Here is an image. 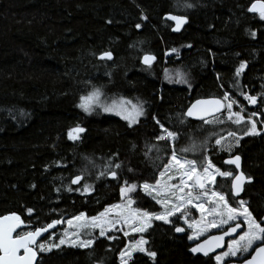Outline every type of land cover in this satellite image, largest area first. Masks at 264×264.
<instances>
[{"label": "trees", "instance_id": "trees-1", "mask_svg": "<svg viewBox=\"0 0 264 264\" xmlns=\"http://www.w3.org/2000/svg\"><path fill=\"white\" fill-rule=\"evenodd\" d=\"M254 2L0 0V217L20 215L24 231L80 214L96 217L121 201L125 180L139 186L157 180L171 152L170 143L157 141L160 125L177 133L175 148L182 156L179 148L187 146L193 130L202 128L209 136L215 129L186 117L194 101L223 100L227 94L247 106L245 96L263 93L264 21L247 11ZM167 14L189 19L181 34L171 32V24L163 20ZM173 49L177 54L165 63ZM105 52L113 54L112 62L99 60ZM147 54L158 57L153 67L141 65ZM241 64L246 67L237 76ZM169 69L186 82L169 80ZM96 89L108 97L142 101L148 118L130 128L117 117L85 113L79 107L82 97ZM77 126L85 131L70 140L68 133ZM235 155L243 158V172L253 179L239 200L261 222L264 134L243 139ZM228 157L216 152L211 161L235 174L224 166ZM102 171H116L117 178L101 176ZM77 175L93 184L92 192L81 194L72 186ZM230 183L218 178L214 189L234 206L239 200ZM136 201L141 210L160 211L141 194ZM176 227L155 222L145 235L155 261L141 253L130 264H216L212 258L192 256L189 231L178 237ZM126 245L125 237L100 238L89 249L39 253L37 264H120L119 252Z\"/></svg>", "mask_w": 264, "mask_h": 264}, {"label": "snow or ice", "instance_id": "snow-or-ice-1", "mask_svg": "<svg viewBox=\"0 0 264 264\" xmlns=\"http://www.w3.org/2000/svg\"><path fill=\"white\" fill-rule=\"evenodd\" d=\"M186 7H192L191 4H187ZM248 12L257 14L261 21H264V0H255L247 9ZM147 19V17H142ZM168 20L176 22V26L172 29L174 32L180 31L181 27L187 23V18L182 16L169 15L166 17ZM137 28L141 25L137 24ZM255 37L256 33H251ZM190 47V45H189ZM175 51V49H173ZM100 59H112L110 52L103 53ZM155 60L154 56L145 55L143 57V63L148 67H151L152 62ZM246 65L241 64L236 70V75L239 76L244 70ZM181 82H186L181 76ZM101 92L99 89L94 90L89 96L82 97V103L79 105L83 111L91 114L94 103L99 101ZM230 98L227 94L224 95L223 101H228ZM251 104H256L257 98L253 96H245ZM130 103L124 101L118 107L117 105L103 106L105 112H115L116 115L121 116L129 122V126L138 122V118L144 115V109L142 105H132V111L128 112L123 108V104ZM236 102L233 100L227 104H224L221 100H197L195 104L188 110V115L192 116L195 113L194 110L198 106L210 105L211 109H205L206 111L219 112L221 109H226L228 115L227 119L234 124L245 123L250 125L246 127L244 135H259L257 130V124L255 121L249 119L245 121L244 116L241 114L243 109L238 112L232 111L233 104ZM253 116L256 113H252ZM199 118L203 119V115ZM206 124H211L214 121L205 120ZM223 123V121H219ZM159 124V121H156ZM161 132L158 136L159 141L170 142L171 152L169 160L164 163L163 171L159 173V179L155 184L143 183L140 187L146 195L152 196V199L159 204L164 211L160 213H150L148 211H141L139 208H133L132 205L135 200L130 196L137 190L135 183L129 184L128 181H124V186L120 188V196L125 201L123 204L113 205L112 208L107 209L104 213H101L98 217H92L88 222V218L83 214L76 217V221H86L84 224H80L79 228L83 229L98 228L99 235L105 236L108 232H114L119 225V231L124 233V236H128L130 233H144L152 227L153 220H161L165 224L169 223V217L176 215L178 212L184 213V210L191 207L196 208L201 213V219L193 223H189L188 227L193 229L192 235L188 238L190 240H199L200 236L204 235L211 228H220L224 225L231 224L232 226L224 232L223 235L212 236L204 243L198 244L195 247H191L190 251L193 254L202 253L204 256H208L210 252L215 251L216 248L224 247L223 241L225 236H233L243 229L242 234L238 238L231 240L228 244V249L222 255H217L215 260L217 264H222L223 260L227 257H236L241 254L240 264H264V221L258 222L249 211L246 206L247 202L244 200L238 201V207H233L227 198V195L222 191H215L213 188L216 184V178L223 177L230 179V189L233 196H239L243 191L244 183H250V178L245 177L241 172L235 175L232 170L221 171L216 167L209 157L202 156L199 162L196 159H188L185 156L177 154L175 149V141L177 140V133L169 131L163 125H160ZM85 131L82 127H75L68 133L70 140H78L80 133ZM228 136L235 137V143L238 145L239 140L242 137H237L235 132H229ZM226 138H218L215 143L221 146V150L225 148L230 151L232 144L225 146L223 140ZM153 145L149 148V155ZM197 150L203 151V145H197L195 142L189 146L180 149L182 153L196 152ZM240 156L237 155L234 158H230L224 163L228 165H235L236 169L240 168ZM116 169L121 167L120 164L114 166ZM110 174L112 179L117 178V172L111 171L110 173L101 172L100 175L104 176ZM83 179L82 175H77L71 180L72 184H78ZM175 181V183H173ZM212 187H209V186ZM34 187V186H33ZM91 185H84L83 192L87 193L91 189ZM72 189L69 188L68 191ZM154 193V194H153ZM206 204H212L213 207L206 208ZM115 210V217L109 219V214ZM31 215L32 210H28ZM185 215V223H187V213ZM212 216L213 219L209 220L208 217ZM242 217V220L240 219ZM236 223H232V222ZM63 223L61 220H56L51 224L45 225L42 228H36L28 231H18L25 226V222L17 214H10L0 217V264H37L38 253L51 251L53 247H59L64 244H68L71 247L89 248L93 245L94 239H82L80 231L74 233H64V238L59 240L58 244L45 245L38 243L39 238L49 229L54 228L57 224ZM69 227H72L73 221H68ZM127 228L128 231H124ZM176 232H183L182 227H176ZM91 237V232L86 233ZM75 237V239H73ZM109 239L116 240L118 237L115 235L109 237ZM148 241L141 235L139 239H135L129 243L119 252L120 264H130L133 260L134 253H143L150 259L155 261L156 252L151 251L145 247ZM251 253L250 256L248 254Z\"/></svg>", "mask_w": 264, "mask_h": 264}, {"label": "rangeland", "instance_id": "rangeland-1", "mask_svg": "<svg viewBox=\"0 0 264 264\" xmlns=\"http://www.w3.org/2000/svg\"><path fill=\"white\" fill-rule=\"evenodd\" d=\"M168 61L169 60H166L165 63H167ZM181 76L183 77V75L180 72H178L177 70H171V69H169V71L166 73V77L169 80L181 81ZM100 92H101V96L99 98V101H97V102L94 103V107H93V110H92L91 114L92 113H102V114H106V115H109V116H114V117H117L119 119H122L121 116L116 115L115 112H105L103 110V107H101L99 105L112 106V105L115 104V105H117L119 107L122 104V102L129 101L130 103L123 104V108L126 111L131 112L132 111V105H142L143 106V109H144V115L143 116H140L138 118V122L132 124L131 126H129V122L127 120L122 119L123 121H125L128 124V126L130 128H134V127L140 125L141 123H143L148 118L147 117L146 104L143 103L142 101L125 99L123 97H108L105 94L104 91L100 90ZM228 96L230 98L228 101H223L222 100L224 102V104H227V103H229V102H231V101L234 100L236 103L233 104L232 111L238 112L241 109H243V111H242L241 114L244 116L245 121H247L249 119L255 121L256 124H257V130L260 132V134L259 135H251V136L250 135H244V132H245L246 127H250V125H246L245 123H241L239 125L232 123L231 121H229L227 119L228 113H227V111L225 109V112L222 114L223 115L222 116V119H217L216 120V123L213 122V123L210 124L212 127L215 128L214 129V133H212L211 135L207 136V135L203 134L202 133V128H198V130H193L192 131V133H191L192 135L190 136V140H189L187 146H189L191 143L195 142L197 145H203V151L197 150L196 152H188V153H182L181 152L182 156H185L188 159H196L198 162H199V160L201 159L202 156H207L211 160L212 156H214L216 152H219V153L225 152V153L228 154V156H233L235 154V151L237 150V148L239 147V145H240V143H241V141L243 139L248 138V137L260 136V135L264 134V87H263V93H258V94H255L253 96V97H256L257 98L256 104H251L247 100L248 101V104H247V106H244L241 103H239L236 98H233V96L232 97L230 95H228ZM81 103H82V101H81ZM250 108H253V109H250ZM252 113H256V115L253 116ZM221 120L223 121V123H220L219 122ZM203 123H205V122H203ZM159 130L161 132L160 126H159ZM229 132H235L237 137H242L239 140V144L238 145L235 143V139H236L235 137L228 136V133ZM177 137L178 138L175 141V144L179 141V136H177ZM218 138H226V139L223 140V144L225 146H227L229 144H232L233 146L231 147V150L228 151L226 148H225V150H221V146H218L215 143V141ZM74 141H76V140H74ZM157 141H159V140L157 139ZM160 142L170 143V142H167V141H160ZM170 146L172 147L171 143H170ZM179 149H181V148H179ZM177 154H178V152H177ZM221 171H223V170H221ZM159 178L160 177L158 176L157 180ZM218 178H223V177H219L218 176L216 178V180ZM155 182L154 183H149V184H155ZM173 183H175V181H173ZM84 185H91L92 186L91 189L87 193L83 192ZM122 186H124V182H123ZM140 186L137 185V190L135 192H133V193H130V196L135 200V203L132 205V207L133 208H137V205H136L137 204L136 197H137L138 194H141V195L147 197L148 199H150L154 204H156L159 207L160 211L158 213L163 212L164 209L159 204H157L155 202V200L152 199V196L146 195ZM209 187H212V186L210 185ZM77 188H78L77 190H78L79 193H81V194H88V193H90V192L93 191L94 186L90 182L84 183V181H83L82 182V185L79 186V187H77ZM213 190H215V189L213 188ZM124 202L125 201L121 198V201L118 202V203H116V204H123ZM116 204H113V205H116ZM113 205L107 207L102 213H104L107 209L112 208ZM238 206L239 205H238V202H237L233 207H238ZM205 207L206 208H211V207H213V205L212 204H206ZM141 211H144V210H141ZM184 213H187V221H188L187 223H185V215H184ZM184 213L178 212L176 215L170 216L169 217V221L170 222L167 223V224L168 225H171L173 227H176V226H182V227H184L187 231H189V236H190V235H192L193 229L189 228L188 227V224L189 223H193L195 221H199L201 219V213L196 208H191V207L185 209L184 210ZM80 215H78V216H80ZM83 215L88 218V222L91 221V218L92 217H88L86 214H83ZM78 216H76V217H78ZM98 216H96V217H98ZM76 217L71 218V219L64 220V222L62 224L63 226H61L62 228H60V230L53 231L52 233H50L47 236V238H45V239H47L46 241H43V242L42 241H40V242L38 241V243H43L46 246L47 245H51V244H58L59 243V240L62 239V238H64V233L65 232H68V233L71 234V233L80 231V235H81V238L82 239L92 238V239H94V243H95V241L97 239H100V238L109 239V237L115 235L116 237H118V239H120L121 237L127 238V245H128L129 243L133 242L135 239H139V237L141 235H143V237L145 238V235L151 229V228H149L144 233H130L128 236H124V233L121 232V231H119V225H118L117 226V230H115L114 232H108L105 236H100L99 235V229L98 228L93 229V228L86 227V228L80 229L79 228V225L86 223V221H76V219H75ZM114 217H115V210L112 213L109 214V217L108 218L111 219V218H114ZM213 218L214 217H212V216H209L208 217L209 220H211ZM240 219L242 220V217ZM68 221H73L72 227H69ZM155 222H163V221H161V220H153L152 221V226H153V224ZM232 223H236V222L234 221ZM230 226H232V225L231 224H228V225H224V226H222L220 228H211L209 231H207L206 233H204V235L200 236L199 240H190L188 238V241H189L190 244L197 243V242L203 240L204 238H206V237H208V236H210L212 234L225 231ZM124 231H128V229L125 228ZM88 232H91V237H89V236L86 235V233H88ZM73 239H75V237H73ZM109 240L111 241L112 239H109ZM94 243H93V245H94ZM62 247H68V248H74V249H89V248H91V247H89V248H81V247H78V246L77 247H71V246H69L66 243V244L61 245L59 247H53L51 251L41 252L40 254H44V253L45 254H48V253H51L52 251H54L56 249H59V248H62ZM145 247L147 248V245H145ZM227 249H228V245H227ZM227 249L224 252H226ZM223 253H221L219 255H222ZM137 254H141V253H134L133 259H134V257ZM243 258H245V257H243L241 254H238L236 257H227V258H225L223 260L222 264H224L227 261H236V260H240V259H243ZM215 262H216V260H215ZM216 264H217V262H216Z\"/></svg>", "mask_w": 264, "mask_h": 264}, {"label": "water", "instance_id": "water-1", "mask_svg": "<svg viewBox=\"0 0 264 264\" xmlns=\"http://www.w3.org/2000/svg\"><path fill=\"white\" fill-rule=\"evenodd\" d=\"M252 14H254V13H252ZM169 15H174V14H167V15H165L164 18H163V20H164L165 22L171 24V26H172V28H171V32H172L173 34H175V35L181 34V33L184 31V29L186 28V26L188 25V23H189V19L187 18V23L184 24V25L181 27L180 31H178V32H174L172 29L176 26V22L173 21V20H168V19H166V17L169 16ZM254 15H257V14H254ZM175 16H179V15H175ZM182 17H183V16H182ZM176 54H177V53H176L175 51L167 52L166 55H165V58H166V60H169V59H171L172 57H175ZM147 55H151V54H147ZM144 56H145V55H144ZM144 56H143V57H144ZM151 56H154V57H155V60H154V61L152 62V64H151V67H153L155 64H157V62H158V57H156L155 55H151ZM143 57L141 58V61H140V62H141V65H142L143 67H145V68H150V67H148L147 65H145V64L143 63ZM99 60H100V61H108V62H112V61L114 60V56H113V54H112V59H111V60H107V59H103V60H102V59H100V58H99ZM199 100L209 101V100H220V99L209 98V99H199ZM221 101H222V100H221ZM196 102H197V100L194 101V102L190 105V107L187 109V111H186V117H187L189 120L193 121V122L202 123V122H204L205 120H212V119H214V118H217V117L221 116V115L225 112V109H221V111H219V112H216V111H214V110H212V111H206L205 109H211L212 106H210V105H202V106H198V108H197L196 110H194L195 113H199V115L194 114V115H192V116H189V115L187 114V113H188V110H189V109L191 108V106H192L193 104H195ZM222 102H223V101H222ZM223 103H224V102H223ZM200 115H203V119L199 118ZM235 156H237V155H235ZM235 156L228 157V158H226L224 161H226V160H228V159H230V158H234ZM239 156H240V155H239ZM240 158H241V159H240V168H239V169H236L235 165H228V164H226V163H224V166H226V167H228V168H233L234 171H235V175H238V174H240L241 172L244 174V172H243V158H242L241 156H240ZM244 175H245V174H244ZM245 177H247V176L245 175ZM247 178H248V177H247ZM110 179H112L111 176H110ZM83 180H84V178H83L78 184H72V186H73L74 188L79 187V186L82 184ZM113 180H115V179H113ZM250 180H251L250 183H247V182L244 183V185H243V191L240 193L239 196H233V195H232L235 199H238V200H239V199H241V198L243 197V195H244V193H245L246 186H247V185H250V184L253 183V179H250ZM19 216H20V215H19ZM20 217H21V216H20ZM21 219L23 220L22 217H21ZM23 221H24V220H23ZM62 224H63V223L57 224L56 227H54L53 229H52V228L49 229V231H48V232H45V233L39 238L38 241H39V242H40V241H43L45 238H47V236H48L50 233H52L53 231H55V230L58 228V226H60V227L63 226ZM178 227H182V226H178ZM25 228H26V224H25V226L22 227L21 229H18V231H24ZM182 228L184 229L183 232H179V233H178V232L175 231V233H176V235H177L178 237H184V236H186V229H185L184 227H182ZM229 228H230V227H229ZM227 230H228V229H227ZM227 230H226V231H227ZM242 231H243V229H241L238 233L234 234L233 236H225V237H224V241H223L224 247L216 248L215 251L210 252L208 256H204L202 253H196V254H193L190 250H189V253H190L192 256H194V257H202V258L215 257V256H217V255L223 253V252L227 249V244H228L231 240L238 238V236H239L240 234H242ZM224 232H225V231H224ZM224 232H219V233L212 234V235L208 236L207 238H205V239H203V240L197 242L196 244H193L191 247H195V246H197L198 244L204 243L207 239H209V238L212 237V236L223 235ZM39 259H40V255H39V253H38L37 263H38ZM229 264H240V262H230Z\"/></svg>", "mask_w": 264, "mask_h": 264}, {"label": "flooded vegetation", "instance_id": "flooded-vegetation-1", "mask_svg": "<svg viewBox=\"0 0 264 264\" xmlns=\"http://www.w3.org/2000/svg\"><path fill=\"white\" fill-rule=\"evenodd\" d=\"M230 227H231V226H230ZM228 228H229V227H228ZM228 228H227V229H228ZM227 229H226V230H227ZM226 230H225V231H226ZM223 232H224V231H223ZM206 238H207V237H206ZM204 239H205V238H204ZM230 242H231V241H230ZM230 242H229V243H230ZM229 243H228V244H229ZM194 244H196V243H194ZM228 244H227V245H228ZM250 255H251V253L248 254V256H250ZM215 257H216V256H215ZM215 257H208V258H205V259H210V258L215 259ZM240 261H241V259H240V260H236V261H227V262H225L224 264H229L230 262H240Z\"/></svg>", "mask_w": 264, "mask_h": 264}, {"label": "bare ground", "instance_id": "bare-ground-1", "mask_svg": "<svg viewBox=\"0 0 264 264\" xmlns=\"http://www.w3.org/2000/svg\"><path fill=\"white\" fill-rule=\"evenodd\" d=\"M117 89V88H116ZM171 117V116H170ZM191 121V120H190ZM201 135V134H200Z\"/></svg>", "mask_w": 264, "mask_h": 264}]
</instances>
